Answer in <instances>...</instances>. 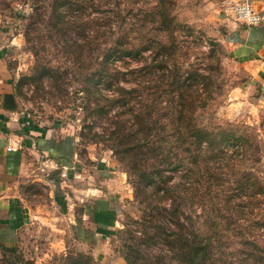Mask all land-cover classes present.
<instances>
[{
  "label": "rangeland",
  "instance_id": "1",
  "mask_svg": "<svg viewBox=\"0 0 264 264\" xmlns=\"http://www.w3.org/2000/svg\"><path fill=\"white\" fill-rule=\"evenodd\" d=\"M54 1L0 0V33L10 40L7 59L14 71L12 109L71 140L78 170L73 183L81 196L87 186L101 194L100 182L111 179L104 186L118 190L109 197L115 214L107 231L97 230V224L92 237L78 238L69 227L50 230L59 234L58 244L51 245L49 231L45 236L36 232L2 263L183 264L171 244L184 241L171 232L192 239L194 231L209 243L215 264H264V102L260 84L253 92L242 87L257 79L230 55L237 51L227 44L229 29L221 21L230 0H63L58 19ZM231 19L239 35L249 27ZM119 39L141 57L111 63L113 81L98 88L109 98L125 89V107L108 102L101 115L88 78L96 59ZM149 40L151 47L146 48ZM173 73L183 86L171 81L168 74ZM209 73L212 82L206 78ZM181 101L195 108L187 115L185 109L182 120H191L209 136L197 161L188 158L194 167L188 181L182 167L164 172L167 184L184 186L166 197L147 199L136 189L138 176L121 159L111 132L119 130L117 122L125 124L126 133L137 126V113L138 121L148 124L140 137L155 143L168 140L162 147L175 162L187 155L175 142L181 134L172 126L161 131L157 125L172 122L168 111ZM132 133L137 136L138 131ZM139 151L149 157L139 166L153 163L155 149ZM36 192L45 198L44 190ZM75 200L80 225L96 223L87 216L95 199Z\"/></svg>",
  "mask_w": 264,
  "mask_h": 264
},
{
  "label": "crops",
  "instance_id": "2",
  "mask_svg": "<svg viewBox=\"0 0 264 264\" xmlns=\"http://www.w3.org/2000/svg\"><path fill=\"white\" fill-rule=\"evenodd\" d=\"M253 3L258 11L264 12V0H253ZM224 10L227 14L226 6ZM227 16L221 20L229 29L226 42L235 46L234 51H237L230 55L243 71L257 79L253 85L245 83L242 87L253 92L256 84H260V97L264 102V22L249 26L239 35L234 28L236 21ZM5 37L6 33H0V264H3L1 259L6 254L13 252L25 238L36 232L37 236H45L49 231L51 245L58 244L55 241L59 234L50 230L62 231L69 227L71 234L78 238L81 235L96 236L97 224L101 228L110 225L111 220L103 214L113 211L110 198L114 190L105 188L104 185H111V179L107 172H102L107 177L99 184L103 189L101 194L97 193V187L87 186L81 196L73 183L78 170L71 140L53 133V129L37 125L24 113L12 109L14 71L8 66L7 42L10 40L5 41ZM104 169L101 165L100 170ZM39 188L45 191V198L36 192ZM114 191L117 193L118 190ZM75 198L89 202L95 199L87 216L92 215L96 223L80 225L81 216L74 209ZM84 214L82 219H85Z\"/></svg>",
  "mask_w": 264,
  "mask_h": 264
},
{
  "label": "trees",
  "instance_id": "3",
  "mask_svg": "<svg viewBox=\"0 0 264 264\" xmlns=\"http://www.w3.org/2000/svg\"><path fill=\"white\" fill-rule=\"evenodd\" d=\"M70 1L71 0H69V2ZM63 3V0L54 1L55 6L53 13L55 14L56 19H58L59 15H61V10H59V7ZM149 42V46L146 48L151 47V41L149 40ZM102 55L103 56L101 59H96V66L94 67V70L90 74L88 80L91 85L89 93H91V95L95 97L94 100H96L98 104V108H96V111L101 115H105L107 112L105 105H107L108 102H111L112 104L116 103L123 108L125 107V101L122 97V90L125 89L121 88L118 92V95H113L111 96V98H109L106 95L103 96L102 92L98 88V84L103 82L106 84H110L113 81L114 76L110 73V69L112 67L111 63L114 60L121 59L122 61H126V57L139 59L141 56L138 50L136 51L126 48L124 42L120 39L117 40L114 45L107 47ZM114 56H116V58L112 59V57ZM152 67V65L149 67V72L153 71ZM210 69L213 70L214 68ZM169 76L172 77L171 81L174 80L175 83L179 82L177 84L178 88L184 85V81L180 80L179 77L174 73L171 75L168 74V77ZM211 76L212 74L209 73V76L206 77L210 80V82H212L213 80V76L212 78ZM170 83L169 85H171ZM101 100H104L105 102L102 104L100 103ZM184 100L185 97L183 96L182 101ZM182 101L179 104L176 103V106H173L168 111L173 115L174 120H172V122L158 123L157 125L161 131H165L168 126H172L177 130L179 134H181V136H179L175 140V142L178 146H184V151L187 152V155L177 157L175 159V162L171 160V156L167 152L165 153L162 147L168 140L161 139L158 143H155L146 137H140V133L148 129V124L145 120L139 122L138 120L141 119L139 118V114L137 113H134L133 115V120H136L137 126H134L132 128L130 127L128 129V132L126 133L125 129H127V127L125 126V124L122 122H117L119 130L111 132L110 139L112 141L117 140L119 142L117 150L118 153L121 154V159H125V161H128L131 169L130 171L138 176L136 189L142 192L147 199H151L154 196L166 197V194H172V191H176L180 188V186H184L181 182H177L172 185L167 184V179L164 177V172L167 171V169L177 170L178 167H182L185 171L182 177L183 179H185V181H188V179H190V176L194 174V167L188 162V158L189 156H195L193 158V161H197V158H199L200 154H202L203 152L201 143L205 141V139H207V137L209 136L204 129L191 122V120H182V117H184L185 109L186 115L188 113H193L195 110L192 105L188 103L185 104L184 102L182 103ZM115 120L124 119H121V117H117ZM123 127H125V129ZM134 130L138 131L137 136L132 133ZM145 148L146 150L155 149L156 152L152 154L153 163L147 164L149 165L148 167L142 168L139 165H141V163H146V155L145 152L139 150ZM147 158L149 157L146 156V159ZM164 210L166 209L164 208ZM114 214L115 210L113 209V211H105L103 215H106L109 220H112ZM97 230H100L102 232L107 231L101 227H98ZM192 233L193 238L190 239L189 236L183 234L181 231L175 233L171 232V235L174 234L184 241L181 245L175 240L173 243L171 242L172 250L176 254L175 257L180 259L183 264H208V262L214 264L217 263L218 259L215 257L214 252L211 250L212 248L205 240V237L199 233H194V231H192ZM174 245H177L178 247H173ZM137 256H134V261H136ZM75 264L84 263L77 260L75 261Z\"/></svg>",
  "mask_w": 264,
  "mask_h": 264
},
{
  "label": "built area",
  "instance_id": "4",
  "mask_svg": "<svg viewBox=\"0 0 264 264\" xmlns=\"http://www.w3.org/2000/svg\"><path fill=\"white\" fill-rule=\"evenodd\" d=\"M227 14L248 26L264 22V12L258 11L253 0H230L226 4Z\"/></svg>",
  "mask_w": 264,
  "mask_h": 264
}]
</instances>
